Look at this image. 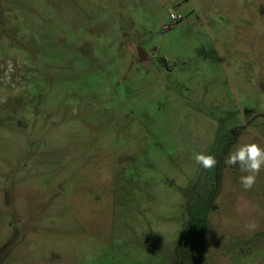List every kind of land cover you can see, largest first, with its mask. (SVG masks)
<instances>
[{
	"label": "rangeland",
	"instance_id": "1",
	"mask_svg": "<svg viewBox=\"0 0 264 264\" xmlns=\"http://www.w3.org/2000/svg\"><path fill=\"white\" fill-rule=\"evenodd\" d=\"M250 142L264 0H0V264H175L219 165L207 264H264V171L225 164Z\"/></svg>",
	"mask_w": 264,
	"mask_h": 264
},
{
	"label": "trees",
	"instance_id": "2",
	"mask_svg": "<svg viewBox=\"0 0 264 264\" xmlns=\"http://www.w3.org/2000/svg\"><path fill=\"white\" fill-rule=\"evenodd\" d=\"M223 167L219 165L215 184L205 196L194 191L187 204L188 220L185 230L175 244V264H207L206 239L211 212L216 211Z\"/></svg>",
	"mask_w": 264,
	"mask_h": 264
},
{
	"label": "clouds",
	"instance_id": "3",
	"mask_svg": "<svg viewBox=\"0 0 264 264\" xmlns=\"http://www.w3.org/2000/svg\"><path fill=\"white\" fill-rule=\"evenodd\" d=\"M195 163L205 170H212L217 165L214 155L207 153H195ZM227 166L238 167L241 173L240 183L244 190H251L257 181V177L264 171V147L256 142L245 143L236 147L229 153L225 160ZM249 228L254 229L255 223Z\"/></svg>",
	"mask_w": 264,
	"mask_h": 264
},
{
	"label": "water",
	"instance_id": "4",
	"mask_svg": "<svg viewBox=\"0 0 264 264\" xmlns=\"http://www.w3.org/2000/svg\"><path fill=\"white\" fill-rule=\"evenodd\" d=\"M139 55H140L141 60H144L146 57V54L142 49H139Z\"/></svg>",
	"mask_w": 264,
	"mask_h": 264
},
{
	"label": "built area",
	"instance_id": "5",
	"mask_svg": "<svg viewBox=\"0 0 264 264\" xmlns=\"http://www.w3.org/2000/svg\"><path fill=\"white\" fill-rule=\"evenodd\" d=\"M174 17V16H173Z\"/></svg>",
	"mask_w": 264,
	"mask_h": 264
}]
</instances>
